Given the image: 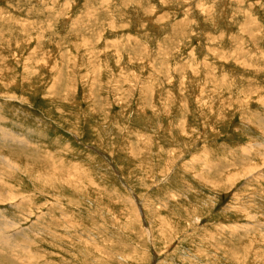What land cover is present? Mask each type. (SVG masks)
<instances>
[{
	"label": "rangeland",
	"instance_id": "1",
	"mask_svg": "<svg viewBox=\"0 0 264 264\" xmlns=\"http://www.w3.org/2000/svg\"><path fill=\"white\" fill-rule=\"evenodd\" d=\"M263 149L264 0H0V264H264Z\"/></svg>",
	"mask_w": 264,
	"mask_h": 264
},
{
	"label": "bare ground",
	"instance_id": "2",
	"mask_svg": "<svg viewBox=\"0 0 264 264\" xmlns=\"http://www.w3.org/2000/svg\"><path fill=\"white\" fill-rule=\"evenodd\" d=\"M263 150H264V149H263ZM262 156H263V155H262ZM4 161H5V159H4ZM6 161H7V160H6ZM12 161H13V160H12ZM8 162H9V161H8ZM8 162H7V163H8ZM10 162H11V161H10ZM5 163H6V162H5ZM11 165H12V164H11ZM11 165H10V167H11ZM12 166H13V165H12ZM2 171H3V170H2ZM28 173H29V172H28ZM0 183H1V182H0ZM7 198H8V197H7Z\"/></svg>",
	"mask_w": 264,
	"mask_h": 264
}]
</instances>
